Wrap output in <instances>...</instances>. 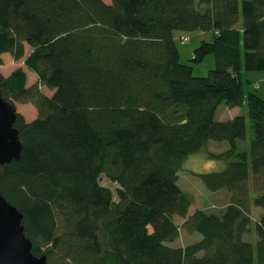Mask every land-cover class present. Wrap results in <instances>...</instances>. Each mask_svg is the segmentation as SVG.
Returning <instances> with one entry per match:
<instances>
[{"label":"trees","instance_id":"obj_1","mask_svg":"<svg viewBox=\"0 0 264 264\" xmlns=\"http://www.w3.org/2000/svg\"><path fill=\"white\" fill-rule=\"evenodd\" d=\"M178 32L210 34L189 60L213 56L206 77L180 62ZM4 55L36 75L28 86L23 68L0 73L1 97L37 115H15L22 152L0 165V195L23 214L33 255L46 264H264V94L245 93L242 77L264 71V0H0V67ZM220 104L247 105L251 139L245 116L216 121ZM210 140L228 144L207 152L225 166L197 177L229 202L188 216L178 174ZM175 217L201 239L169 247Z\"/></svg>","mask_w":264,"mask_h":264},{"label":"rangeland","instance_id":"obj_2","mask_svg":"<svg viewBox=\"0 0 264 264\" xmlns=\"http://www.w3.org/2000/svg\"><path fill=\"white\" fill-rule=\"evenodd\" d=\"M103 3L110 4V0H102ZM199 35V36H196ZM209 33H201V32H194V33H176L175 34V43L177 44L178 51L180 54V62L181 63H188L193 66V75L196 77H206L209 70L215 67L214 57L207 56L204 60L199 63H191L189 60L191 59L192 52L195 50L196 47L199 46L201 41L209 40L210 39ZM184 38V41L181 40ZM192 38V39H191ZM191 40V41H190ZM26 54L30 52V50L25 47ZM3 65L0 67V73L4 76H8L11 74L12 70L16 68H23V70L27 74V83L28 86L32 85L36 81V75L32 72H29L23 65V61H13L12 58L8 55H4L2 57ZM243 75V83H244V92L247 91H255L257 94L262 96L264 94V71L257 72V71H250L242 72ZM42 93L50 95L52 92L48 91L46 88L42 87ZM15 105L16 114L21 115L25 121H32L34 120L36 115V110L31 104H24L20 105L17 102H13ZM245 116L246 119V137L247 139H251L253 135V130L251 126V120L248 116V107L247 105L243 104L241 108H227L224 104L219 105V109L215 113L216 121H226L229 120L231 117L234 116ZM228 144L225 141L215 142L210 140L207 145L199 151V153L189 155L183 162L182 170L179 171L178 174V187L182 190V192L189 194L191 197V207L189 209V213L191 214L195 210H205L206 212L210 213H220L224 207L229 202V194L225 191L220 192H209L204 187L203 183L200 182L197 175L201 173H211L221 171L225 163L219 160L209 159L207 157V152H212L214 154H220L222 151L227 150ZM100 185L102 187L109 188L113 193L115 189H117L116 183H111L108 181L106 176H100ZM256 196V195H253ZM114 201L118 199L114 195ZM249 211L251 213V218L253 221L258 220L259 214L255 213V207L252 203H250ZM258 208V207H257ZM260 210V208H258ZM175 224L180 227L183 219L175 217L174 219ZM253 235L245 236L244 240H249L253 242L254 239ZM201 237L196 234L192 233V235L188 234L182 227H180L178 239L171 243H167L169 247L174 248H181L182 246H186L188 244H193V242L199 241ZM201 255V254H200Z\"/></svg>","mask_w":264,"mask_h":264},{"label":"water","instance_id":"obj_3","mask_svg":"<svg viewBox=\"0 0 264 264\" xmlns=\"http://www.w3.org/2000/svg\"><path fill=\"white\" fill-rule=\"evenodd\" d=\"M15 115V105L0 95V165L19 160L22 152L18 130L13 127ZM22 218L0 195V264H46V255H33Z\"/></svg>","mask_w":264,"mask_h":264},{"label":"crops","instance_id":"obj_4","mask_svg":"<svg viewBox=\"0 0 264 264\" xmlns=\"http://www.w3.org/2000/svg\"><path fill=\"white\" fill-rule=\"evenodd\" d=\"M202 33V32H201ZM196 36H199V35H196ZM192 39V38H191ZM191 41V40H190ZM235 117V116H234ZM231 118H233V117H231ZM256 211H257V213L260 215L261 213H260V210L259 209H257V208H255V213H256ZM189 213V212H188ZM189 215H191L190 213L188 214V216Z\"/></svg>","mask_w":264,"mask_h":264},{"label":"built area","instance_id":"obj_5","mask_svg":"<svg viewBox=\"0 0 264 264\" xmlns=\"http://www.w3.org/2000/svg\"><path fill=\"white\" fill-rule=\"evenodd\" d=\"M217 33H218V32H216V34H217ZM181 40L184 41V38H183V39L181 38Z\"/></svg>","mask_w":264,"mask_h":264}]
</instances>
